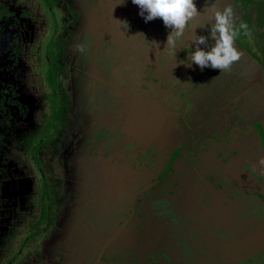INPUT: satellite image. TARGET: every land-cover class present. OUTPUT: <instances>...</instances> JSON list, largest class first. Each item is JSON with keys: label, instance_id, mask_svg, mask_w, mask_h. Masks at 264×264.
Wrapping results in <instances>:
<instances>
[{"label": "flooded vegetation", "instance_id": "obj_1", "mask_svg": "<svg viewBox=\"0 0 264 264\" xmlns=\"http://www.w3.org/2000/svg\"><path fill=\"white\" fill-rule=\"evenodd\" d=\"M194 2L208 36L214 0ZM225 3L248 75L186 66L192 24L165 52L132 0H0V264H264V0Z\"/></svg>", "mask_w": 264, "mask_h": 264}, {"label": "clouds", "instance_id": "obj_2", "mask_svg": "<svg viewBox=\"0 0 264 264\" xmlns=\"http://www.w3.org/2000/svg\"><path fill=\"white\" fill-rule=\"evenodd\" d=\"M132 3L139 7V14L144 17L145 22L160 18L164 25L171 29L167 36L165 52H171L173 55H176L179 42L183 40L189 31V25L192 24L191 31L196 47L186 66L195 64L201 70L211 67L227 71L241 59L242 52L235 46L237 28L231 6L214 11L209 34L204 36L196 34L198 26L192 23L199 15L194 0H132ZM239 28L246 29L247 24L241 22ZM209 36L215 41L212 45L209 44ZM201 45L205 47L202 48Z\"/></svg>", "mask_w": 264, "mask_h": 264}, {"label": "rangeland", "instance_id": "obj_3", "mask_svg": "<svg viewBox=\"0 0 264 264\" xmlns=\"http://www.w3.org/2000/svg\"><path fill=\"white\" fill-rule=\"evenodd\" d=\"M29 1V3H32L33 1H36L37 2V0H28ZM217 1L219 2V0H214V5H213V8H217L218 9V7H217ZM216 2V3H215ZM226 0H221V4H220V7H219V9L220 10H223V7H224V5H227L226 3ZM35 3V2H34ZM34 7L36 8L37 7V3H35L34 4ZM216 9V10H217ZM41 13H42V15L44 16V18H46V20L45 21H47L48 23H50L51 22V20H50V12L41 4L40 5V16H41ZM56 13H57V19L59 20V23H60V25H61V31H63V27H64V24L66 23V21L67 20H71L69 17L71 16L70 14H69V11H68V8L66 7V6H64V5H62L61 4V6H59V9H56ZM34 16H36V18L34 17V18H29L26 22H28V27L26 28L27 29V31H28V40L30 41L31 39H33V36L34 35H36V32H38V30H39V27L41 26L40 25V22H39V16L37 15V13H34ZM44 18H41V19H44ZM77 27H78V29H79V31H81V29H82V27H83V25H82V23H78V25H77ZM30 28V29H29ZM33 28V29H32ZM32 30V31H31ZM36 31V32H35ZM28 41V42H29ZM70 55V54H69ZM73 57H71L70 59H72ZM74 60V59H73ZM73 64H74V61H73ZM124 65H126V63L124 64ZM81 66V65H80ZM119 66V70H118V72L116 71V74L118 75V73H121V69H120V65H118ZM82 68V67H81ZM76 68L77 70H79V71H83L84 69L82 68ZM92 70V69H91ZM84 72H85V70H84ZM94 71H90V72H88V74L89 75H91V76H94V77H97L98 78V76L100 75L98 72H96V74H94L93 73ZM78 78H79V76H78ZM80 79V78H79ZM69 84H70V82H69ZM69 84H67V86H66V92H68V94L70 95V93L72 92V91H74V95L77 93V96H76V98L77 99H79L82 95H83V93L81 92V90H79V88L77 87V88H75V87H73L74 88V90L71 88V86L69 85ZM87 86V85H86ZM88 87V86H87ZM81 89H84V90H86V88H84V86H82V87H80ZM91 88H92V86H91ZM83 90V91H84ZM255 91V90H254ZM93 93V92H92ZM94 94V93H93ZM91 97H93V95L91 94ZM257 108H259V106H257ZM84 113V112H83ZM121 114V115H120ZM119 115V119H122L123 118V113L121 112ZM76 117L77 118H82L83 120H84V115L83 114H80V112H77V115H76ZM76 118V119H77ZM78 120V119H77ZM79 123H81V121L79 122ZM83 123V122H82ZM78 127H79V125H78V123H76L75 124V126H73V128L71 129V131L70 132H74V131H76V133H77V135L80 133L77 129H78ZM66 140H67V142L69 141V139H67V137L65 138V140L63 141L64 143H65V146L64 147H66V144H68L67 142H66ZM63 150V149H62ZM62 170V166H60V171ZM30 258H32V256H31V251L28 249L27 251H25V253H24V255H23V257H21L20 258V260L18 261L19 263H24L25 261H28Z\"/></svg>", "mask_w": 264, "mask_h": 264}, {"label": "water", "instance_id": "obj_4", "mask_svg": "<svg viewBox=\"0 0 264 264\" xmlns=\"http://www.w3.org/2000/svg\"><path fill=\"white\" fill-rule=\"evenodd\" d=\"M215 43V41L212 39V38H210L209 39V44L210 45H212V44H214ZM235 46L237 47V49L239 50V51H241L242 52V56H241V59L238 61V62H235L231 67L232 68H237V70H236V73H239V72H245V74H250V72L249 71H254V69H257V68H259L260 67V65H259V63L254 59V58H252L247 52H246V50L240 45V44H238V42H235ZM245 68H247L248 69V72L249 73H247V71H245ZM221 72V71H220ZM222 72H225L226 74H228V73H231L232 74V69L230 68V70H227V71H222ZM252 75H254V76H256V74H255V72H252ZM257 80H259L258 78L256 79V80H250V79H247V81H249V82H252V83H258V81ZM261 85H257V88L258 87H260ZM254 89H255V86H254ZM258 106H259V104H258ZM77 156H76V158H74V159H72V161H76V162H80V163H84V162H86V161H88V154H86V152H82V151H79L78 152V154H76ZM101 156H97V158L95 159L94 157H93V160L95 161V160H97V161H100L101 159ZM262 163H264V161H262ZM264 166V165H263ZM86 168H80V167H76V168H74V171H77V172H80L81 173V175L80 176H77V179H79L77 182H76V186H78L79 184H80V179H85L86 178V174H85V170ZM261 171V170H260ZM263 171H264V167H263ZM262 172V171H261ZM125 173H128L127 172V169H125ZM264 176V172H262V174L259 176L260 178H262ZM125 177L126 178H129L128 176H127V174L125 175Z\"/></svg>", "mask_w": 264, "mask_h": 264}]
</instances>
